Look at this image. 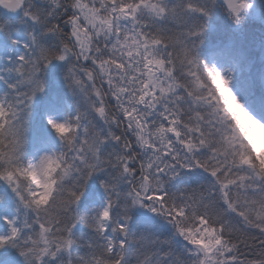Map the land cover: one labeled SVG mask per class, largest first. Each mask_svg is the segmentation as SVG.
<instances>
[{
  "label": "snow or ice",
  "instance_id": "6c2138e0",
  "mask_svg": "<svg viewBox=\"0 0 264 264\" xmlns=\"http://www.w3.org/2000/svg\"><path fill=\"white\" fill-rule=\"evenodd\" d=\"M0 264H264V0H0Z\"/></svg>",
  "mask_w": 264,
  "mask_h": 264
}]
</instances>
